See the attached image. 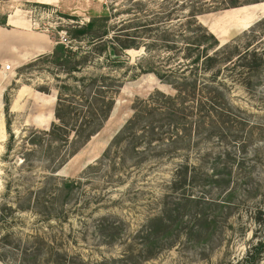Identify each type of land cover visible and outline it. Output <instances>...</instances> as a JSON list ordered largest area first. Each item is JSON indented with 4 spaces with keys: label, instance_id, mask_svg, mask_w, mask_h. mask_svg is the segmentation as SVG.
<instances>
[{
    "label": "rangeland",
    "instance_id": "obj_1",
    "mask_svg": "<svg viewBox=\"0 0 264 264\" xmlns=\"http://www.w3.org/2000/svg\"><path fill=\"white\" fill-rule=\"evenodd\" d=\"M183 2L2 0V15L14 11L26 13L36 29L69 43L67 30L71 26L83 25L95 16L106 14L111 24L136 18L135 22L140 25L147 21H157L155 25L159 27L172 25L177 33L186 13ZM238 8L230 15L232 8L207 13L199 19L216 33L222 45L242 38L244 43L248 40L247 36L244 38L245 33L264 18V2ZM256 35L255 47L264 49V25L257 28ZM178 46L183 47L181 41ZM178 50L170 52L156 47L147 52L142 47L130 50L128 60L117 68L98 60L84 71L110 72L122 78L124 85L102 130L57 172L27 144L30 130L49 129L54 120L56 69L49 62H35L37 58L19 65L11 63L12 69L0 92V264H21L22 253L38 246L45 250L43 253L49 252L39 257L38 264H52L48 260L56 252L88 264L122 258L129 264H239L250 256L251 248L264 236L261 231L264 221L262 227L256 223L258 212L264 211V69L254 77V85L249 88L229 79V99L239 118L221 137L209 139L195 135L194 142L181 152H167L166 147L158 146L142 158L125 162L123 152L117 148L104 157L114 137L132 117L138 100L158 90L174 93L155 73H142L149 67L144 59L151 56L157 69L182 71L179 65L183 52ZM42 87L50 88L51 93L40 91ZM8 122L15 133L10 153H7ZM225 151L235 153L244 167L241 172L235 170L237 190L224 204L221 201L225 193L213 185L197 181L187 183L178 191L171 187L181 164L193 165L196 175L204 177L211 174L216 156ZM25 153L31 155L28 157ZM63 180L76 184L72 200L64 206L63 213L49 218L40 207H27L29 196L33 200L42 188L51 194L53 185ZM185 191L203 200L200 209L191 203L189 214L175 228L173 236L165 240L161 252L144 259L147 254L142 251L141 236L149 229L150 220L166 209H174ZM219 202L221 206L216 205ZM20 205H25V210ZM198 212L215 216L217 221L209 234L200 238L193 233ZM106 224L119 227L113 236L104 230ZM256 263L264 264V253Z\"/></svg>",
    "mask_w": 264,
    "mask_h": 264
},
{
    "label": "trees",
    "instance_id": "obj_2",
    "mask_svg": "<svg viewBox=\"0 0 264 264\" xmlns=\"http://www.w3.org/2000/svg\"><path fill=\"white\" fill-rule=\"evenodd\" d=\"M262 2L264 0H184L183 10L186 13L177 33L173 31L172 25L159 27L155 25L157 21H147L148 23L140 25L135 22L136 18L111 24V18L106 14L95 16L83 25L71 26L67 30L69 43L52 36L56 43L53 51L40 55L35 62H49L56 69L55 79L58 85L54 120L49 129L30 130L27 144L40 153L54 172L63 167L102 130L114 111L116 97L124 85L122 78L110 72L84 71L98 60H102L104 65L117 68L128 60L130 50L142 47L147 52L156 47L170 52L179 49L178 51L183 52L179 65L182 71L157 69L151 56L144 59L149 67L142 73H155L163 83L172 87L174 93L158 90L148 98L138 100L132 117L114 137L104 157L110 156L117 148L123 152L125 162L128 159L142 158V155L158 146L166 147L167 152H181L194 142L195 135H205L209 139L221 137L239 118L229 99V79L249 88L254 85V77L264 69V49L255 47L256 31L263 27L264 18L245 33L247 41L242 43V38L225 45L199 18L207 13ZM0 26H6V15L0 16ZM179 41L183 47L178 46ZM40 91L51 93L48 87H42ZM7 125L10 134L7 153H10L15 133L10 122ZM31 153L25 155L29 157ZM243 164L237 161L235 153L225 151L216 156L211 174L202 177L194 172L196 167L184 163L176 169L171 187L178 191L187 183L197 181L213 185L225 193L221 201L224 204L236 193L234 184L237 180L236 177L234 179V172H241ZM75 188L74 181L65 180L58 185L54 184L51 194L47 193L46 188H42L34 194L33 200L29 196L27 207H40L51 218L56 213L64 212V206L72 200ZM202 201L185 191L180 200L176 201L174 209H166L151 219L149 229L141 236L142 251L147 254L144 259L160 253L165 240L173 236L175 228L189 214L187 211H190V204L196 203L200 209ZM221 202L216 205L221 206ZM25 205H20V208L25 210ZM186 205L187 208H184ZM195 216V236L200 238L209 234V230L217 222L216 217L205 212H198ZM263 221L264 211L261 209L256 223L261 225ZM103 227L110 236L119 228L115 224ZM261 231L264 233V227ZM30 249L32 250L26 249L22 253L21 264H38L40 256L49 255L48 251L43 253L45 250L39 246ZM263 253L264 236L251 248L250 256L239 264H257L256 261L261 260ZM51 256L48 261L52 264H88L82 259L68 258L59 252L52 253ZM128 257L132 258V255ZM125 261L126 258L112 261L104 259L94 264H129Z\"/></svg>",
    "mask_w": 264,
    "mask_h": 264
},
{
    "label": "crops",
    "instance_id": "obj_3",
    "mask_svg": "<svg viewBox=\"0 0 264 264\" xmlns=\"http://www.w3.org/2000/svg\"><path fill=\"white\" fill-rule=\"evenodd\" d=\"M2 7L0 0V16ZM237 9L239 10L232 8V12L228 15L236 12ZM212 32L216 35L214 31ZM55 44L52 35L36 29L33 19L26 13L14 11L6 14V26H0V92L10 73L5 70L7 63L19 65L35 60L40 55L51 53Z\"/></svg>",
    "mask_w": 264,
    "mask_h": 264
},
{
    "label": "built area",
    "instance_id": "obj_4",
    "mask_svg": "<svg viewBox=\"0 0 264 264\" xmlns=\"http://www.w3.org/2000/svg\"><path fill=\"white\" fill-rule=\"evenodd\" d=\"M12 69V65H11V63H7L6 65H5V70L6 71H10Z\"/></svg>",
    "mask_w": 264,
    "mask_h": 264
},
{
    "label": "bare ground",
    "instance_id": "obj_5",
    "mask_svg": "<svg viewBox=\"0 0 264 264\" xmlns=\"http://www.w3.org/2000/svg\"><path fill=\"white\" fill-rule=\"evenodd\" d=\"M237 15V14H236ZM249 17H247V19H248ZM248 22V21H247ZM217 28V27H216ZM221 33V32H220Z\"/></svg>",
    "mask_w": 264,
    "mask_h": 264
}]
</instances>
